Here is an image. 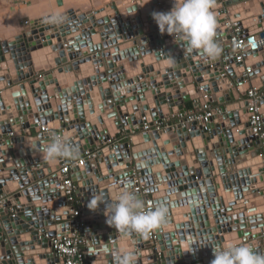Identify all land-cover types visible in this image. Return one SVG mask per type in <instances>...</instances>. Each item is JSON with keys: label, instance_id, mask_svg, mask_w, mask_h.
I'll use <instances>...</instances> for the list:
<instances>
[{"label": "water", "instance_id": "95a60500", "mask_svg": "<svg viewBox=\"0 0 264 264\" xmlns=\"http://www.w3.org/2000/svg\"><path fill=\"white\" fill-rule=\"evenodd\" d=\"M135 1L139 0L132 2ZM172 6L173 0H141V8L147 9L148 32L141 22L138 6H132L123 13L127 15L132 35L124 36V27L120 23L123 20L116 3H113L100 12L65 13L52 21L50 18H44L31 22L30 28L22 34L6 42L0 41V142L3 143L0 147L3 156L0 158V197L5 196L6 199L0 206V264H59L60 261L54 259L50 252V239L74 231L76 221L69 220L74 206L67 201L61 186L59 161L49 163L43 159L42 153L33 154V151L39 152L40 147L44 148L51 142L53 134L65 138L72 145L78 142V158H83L86 152L92 155L91 158L85 159V166L81 169L75 168L72 175L77 185L75 195L83 206L84 220L78 237L88 247L90 264H115L114 253L132 247L133 244L137 253V264H211L214 256L208 258L210 254L202 247L204 240L217 242L221 247L230 242L246 243L264 254V208L260 207L262 210L255 217L247 215L250 209L264 206V159L261 141L251 134L245 110L247 90L255 86L253 81H263L264 74L251 66L249 82L245 83L242 73L248 66L234 71L229 47L230 36L225 28L227 20L236 22L240 35L248 36L254 33L264 38V0L216 1L213 11H223L226 16L216 17L217 42L222 52L215 60H206L197 50L188 53L182 46L174 43L171 36L160 34L151 14L154 11L167 12ZM253 8L260 11L258 15L253 13ZM115 18L119 19V22L114 26L110 25V20ZM67 19L75 20L76 24L72 29L51 27L55 24L60 26V22ZM66 31H70L69 35L74 34V37L63 38L62 34ZM90 37L95 44L102 43L101 48L104 51L92 56L90 63L81 65L79 72H71L69 63L87 57V54H72V51L88 46V42L84 40ZM52 39H56L59 44L57 48L68 50V60L65 52L60 50L53 56H47V72L36 73L37 77L24 75L23 72L15 73V59H26L32 53L52 47ZM133 47L137 49L138 56L113 64L111 55ZM263 55L264 50L258 56ZM162 59H168L171 66L168 68ZM138 60L141 61L142 74L160 71L161 87L154 89V82L151 81L144 84V90L138 93L129 90L118 94L120 89L143 82L145 75L135 77L130 71L129 65ZM225 67H228L226 71ZM90 70H95V76L89 79L80 76L86 71L92 72ZM174 72L176 74H173ZM59 74H67L69 78L71 75L72 84L66 91L57 88L55 80L59 79ZM120 75H125L123 82L119 80ZM41 77L42 81L38 83L37 80ZM26 81H29L31 93L34 95L44 92L43 86L54 85L53 92L61 99V105L51 110L46 101H43L44 98L36 96V107L30 108L25 97ZM175 81L177 85L173 84ZM63 84H66V80H63L61 86ZM15 85L19 86L20 91L10 94L8 90ZM189 85L193 89L185 91ZM203 97L205 99L202 101ZM8 98H11V102ZM143 102L145 106L142 105ZM153 102L157 115L147 105ZM203 102L212 107L208 131L202 133L198 130V124L192 123L186 129L174 132L182 134V138L189 143L196 161L188 160L190 153L186 149L187 143L174 142L171 145L173 151L169 155L158 150L160 144L158 148L146 152L147 149L155 147V141H163V145H168L169 138L166 132L153 129L143 133L146 124L142 121L144 118H148L151 121L150 127H153V122L161 119L158 111L160 108L162 110L172 104V108H169L171 114L184 115V105L192 103L193 107L200 108ZM128 104L132 113L128 112ZM261 112L264 117V98ZM93 115L95 122L88 119ZM56 120L59 125L55 130L50 134L40 133L37 128L40 121L49 124ZM107 120L114 130V135L123 133L126 143H116L110 148L111 137L106 129ZM9 134L12 136L9 137ZM21 135L23 142L15 143L12 138ZM215 137L217 142L212 144L211 141ZM196 139L202 143L201 148L195 147ZM102 144L104 146L101 147ZM26 146L33 149L26 152ZM142 149V156H147L152 151L157 152V160L146 163L138 160L136 154ZM122 151L125 156L121 154ZM183 152L189 161L188 168L185 162L178 161L181 160L179 157L175 158ZM246 152L250 153L251 165L260 167L259 172H252V178L244 177L237 168L245 163ZM71 160L67 159L66 162L70 164ZM210 161L212 168L208 167ZM8 162L12 164L6 166ZM156 163L161 166L153 168ZM163 171L168 174L177 173L178 177L169 181ZM155 173L161 174L155 176ZM134 177L137 178V183L132 181L125 184ZM114 185L117 187H113ZM138 187L146 189L148 194H165L162 199H155L159 201H155L156 206L167 204L168 207L167 223L156 231V243L149 242L137 234L122 236L118 230L106 223L107 202H115L116 197L125 188L141 199L140 193L135 191ZM175 187H178L180 194L200 187L199 192L207 193L211 204L219 206V209L212 210L204 207V204H198L202 200L201 196L198 198L195 195L192 198L196 207L189 209L190 216L193 217L191 221L198 222L195 217L198 213L207 214L210 230H204L207 228L205 224L194 225L179 218L177 221L173 219L169 209L179 208L176 198H180L170 192ZM97 194L105 197L104 202L98 203L97 208H101V211L92 213L90 201ZM19 197L24 198V206L17 204L16 199ZM249 199L256 201L249 204ZM37 211H49V214L38 218ZM67 217L68 219H64ZM226 217H231L232 220L228 232L221 231L225 227L216 226L214 223V220ZM191 225H194L195 235L194 232L188 233ZM51 227H55L53 232H50ZM171 228L173 230L170 233L165 232ZM210 234L218 236L212 237ZM185 237L188 252L183 254L180 245L185 241ZM127 242H130L128 246ZM105 245L111 251H102ZM140 251L141 256L138 255Z\"/></svg>", "mask_w": 264, "mask_h": 264}, {"label": "crops", "instance_id": "0c3cea01", "mask_svg": "<svg viewBox=\"0 0 264 264\" xmlns=\"http://www.w3.org/2000/svg\"><path fill=\"white\" fill-rule=\"evenodd\" d=\"M132 1L133 0H127L126 2H122V0H0V41L6 42V41L12 40L16 36L22 34L24 31H26L30 28L31 22L41 20L44 18H50L49 20L52 21L56 17H59L65 13L85 14V13H89V12H93V13L94 12H100L102 10H106L113 3H116L118 11L122 15H123V13H125L127 8H130L132 6H138L139 13L141 15V17H140L141 22L144 24L145 31L148 32L147 21L149 19L146 18L147 9L141 8V0L135 1V2H132ZM214 13H215L217 18H224L226 16V15L224 16L223 11H218V12L215 11ZM255 14L258 15L259 11L255 12ZM125 17H126V20L124 21L122 19L124 22H122V21L120 22L123 25L122 27H124L122 33L124 34V36L132 35V28L130 26L129 20L127 19V15H125ZM70 18H72V16H70ZM74 22H75V20L67 19L64 22L63 21L60 22V26L55 24L54 26H51V27L57 28V29L62 28V30H66L68 28L72 29L76 24ZM117 22H118L117 19L115 20V22H113V19L110 20V24H112V25H114ZM262 25L264 26V23ZM69 32L70 31H66L64 34H62V37L63 38L66 37V39L68 38L67 36L74 37V34L69 35ZM51 42H54V45L52 47H48L42 51H37L35 53H32V54L28 55L26 57V59H25V57H22L20 59H15L14 60L15 73H18V72L22 73L23 72L24 75L29 74V75H34L35 77H37L36 73L47 72L48 66H49L48 61H47V56L48 55L53 56L54 54H57L60 50L65 52V57L68 60V56H69L68 50L66 48H63V47L57 48L59 44L56 43V39H52ZM84 42H88L87 43L88 46H86L85 48H80L79 50H77L75 52L73 50L72 54H77V53L87 54V57L85 56V58L75 59L73 62L69 63L71 68H72L71 72H75V71L79 72V68L81 65L90 63L92 56H97V55H99V53L101 51H104L103 48H101L102 43L95 44L92 40V37L87 38L86 40H84ZM138 55H139V53H138L137 49L133 47V48L125 49L123 51H119V52L114 53L113 55H111V61L113 62V64H116V63L124 62V61H126L132 57H136ZM263 58H264V56H262V57H259L258 55L254 56L252 58V60H250V62H251L250 66H255L258 70L259 69L263 70L264 69V63L262 60ZM163 61L167 64L168 68L171 66V63H169L168 59H166V60L162 59V62ZM129 66H130V71H132V74L135 77L145 75L143 82L135 83L132 86H129V87L124 88V89H120L118 91V94H122V93L124 94L125 92H127L129 90L134 92V93H138L140 90H144V88H145L144 84L151 83V81L154 82V85H153L154 89L158 90L161 87L162 81L159 78L160 77V71L159 70L154 71L152 73H148V74H142L141 73L142 70H141V61L140 60L132 62L131 65H129ZM236 69L237 68L235 67L234 70H236ZM56 71H58V70H56ZM90 71H92V72L86 71V72L82 73L80 76L82 78L85 77L86 79L91 78V76H95L94 75L95 70L94 71L90 70ZM5 74H7V72H5ZM173 74H176V72H174ZM64 77L66 79H64ZM58 78H59L58 80H55L58 84L57 88L59 90L62 89L63 91L68 90L70 85L72 84L70 82L71 81V75L69 78V76L67 74L66 75L59 74ZM183 78H185V77L183 76ZM63 80H66V84H63L61 86V83H63ZM119 80L121 82H123L125 80V75H120ZM37 81H39L38 83H40V81H42V77L39 78ZM253 82L257 86L261 85V84L264 85V78H263V81L257 79ZM94 84H95V82H94ZM173 84L177 85V81H175V83H173ZM24 87L26 90L25 97L30 104L29 107L32 109L36 107V105L34 103V101H35L34 98H37L36 96H40V97L44 98L43 101H46V105L49 106L51 108V110H54L57 106L61 105V99H59L56 96V94H54V92H53L54 88H55L54 85L53 86H46V87L43 86L44 92H39L38 94H35V95L31 93L29 81H26L24 83ZM165 88H167V87H165ZM192 89H193V87L189 85L185 89V91L192 90ZM8 91L10 94H14V93H18L20 91V89H19L18 85H15V86L11 87ZM121 96H123V95H121ZM167 97H168V95H167ZM7 100L9 102H11V98H8ZM142 105L145 106V102H143ZM147 105L151 110H153V112H156V115H157L155 103L154 102L152 104L147 103ZM172 106L173 105L170 104L166 108H163L162 110L160 108L158 110L160 112L159 116H161L160 120H162V123H164V126H165V132L167 133V134L166 133L165 134L168 135V138H169L168 140H170L169 144L163 145V143H164L163 141L162 142L155 141L156 142L154 145L155 147H151L150 149H147L146 152H150L152 149L158 148V145L160 144L161 147H159L158 150H162L163 153L167 155V154L171 153V151H173L171 145L174 142H177L179 144H186L187 143L186 149H188V151L190 153V157L188 158V160H190V162L196 161L194 155L192 154L193 151H192L189 143L184 138H182V134H180L178 132L174 133L175 131L172 127H174V125L177 124L178 121L182 117L178 113L171 114L169 112V108H172ZM231 106H233V105H231ZM183 107H184V109H186L185 114L194 111V107H193L192 103H188V104L184 105ZM127 109H128L129 113H132L130 104L127 105ZM88 119H90V121H92V122L96 121L95 115L88 117ZM39 124H44L45 126L50 127L52 130H55V128H57L59 125L57 120L52 122V123H49V124L44 123V121H42V122L40 121ZM243 128H244V126L241 127V129H243ZM106 129L108 130V135L111 137L112 141H114V140L118 141V143H117L118 145H122L123 143L127 142L126 139H123V136H124L123 133L120 132V133L114 135V130H112V128L110 126V122L108 120L106 121ZM12 139H13V141H15V143H22L24 140L23 135H21L19 137H13ZM211 142H212V144L216 143L217 137H215ZM2 144L3 143L0 142V147ZM78 144H79L78 142L74 144V146L77 149H79ZM102 146H103V144L101 145V147ZM195 147L200 148L201 144L200 145L195 144ZM32 149L33 148L31 146H26V148H25L26 152L30 151ZM41 149H42V147H40L39 152L33 151L34 152L33 154L37 155V154L42 153ZM121 149H122V147H121ZM143 152L144 151L142 149L140 152H138L136 154L137 159L140 161H143V163H146L147 161L150 162L152 160L153 161L157 160V156H158L157 152L152 151V153H150L149 155L142 156ZM31 153H32V151H31ZM121 154L123 156H125L124 151H122ZM2 157L3 156L1 155V152H0V158H2ZM244 158H245V163H243L242 165H238L237 168H238V170H240L244 174L243 175L244 177L252 178V176H253L252 172H256V171H252L253 167L250 164L252 162V159L250 158V153L246 152V155H244ZM64 159L67 160V158H64ZM76 159H78V158H76ZM76 159H74V160H76ZM179 161H181V160H179ZM182 161H185V160H182ZM11 164H12L11 162H8V163H6V166H10ZM208 164H209L208 167H210V168L213 167L212 161H210ZM160 166L161 165H159V163H156V165L153 168H157V167L159 168ZM259 168L260 167H257V169H258L257 172L260 171ZM160 174L161 173H155V176H159ZM163 174L165 176H168L169 181H172L178 177L177 173L168 174L167 171H163ZM133 180L134 179H131V180L127 181L125 184H129ZM199 191H200V187H196L192 190L185 191L181 194L178 192V187H175V188L170 190L171 194H175V196H177V195L180 196V199L178 200L179 204L185 205V208L182 209L183 211H182L181 215H179V217L184 216V218L182 220L185 223L186 222L188 224L193 223L191 221L193 217L190 216V213H189L190 210L189 209L192 207H196L195 204L192 203V197L195 195L201 196L203 198V200H200L198 204H204V207H206V208L209 207V209H212V210L219 209L218 205L214 206L213 204H211V201L209 199L210 197L208 196L207 193L203 194V193H200ZM222 192L224 193V191H222ZM164 195L165 194L163 192H160V193H157L155 195L150 194L149 196L155 200V199H159V198L162 199V197ZM231 197H232V195H231ZM223 200H224V203L226 204L224 194H223ZM16 201H17V204H19L20 206H24V204H25L24 198L19 197L18 199H16ZM255 201H256V199H249L247 202L249 204H253ZM156 202L159 203L158 200ZM260 207L264 208V206H257L256 208H254L255 212H249V213H247V215L249 217L257 216L259 214V212H261V210H262ZM99 211H101V208H97L94 211L91 210L92 213L99 212ZM169 211H170V213H172L173 219L175 221H177L178 215H176L174 213V210L169 209ZM177 211H179V210H177ZM2 213H4V211ZM48 214H49V211H37L36 212V216L38 218L48 216ZM195 217H196L198 222L193 223L194 225L205 224L207 228H205L204 230L205 231L210 230L209 220H208L207 214L201 215L200 213H198ZM205 217L207 219H205ZM64 219H68V217L64 218ZM214 223L216 226L225 227L224 229H221V231L225 230L226 232H228L230 229V225L232 223V220H231V217H226V218H222V219H216V220H214ZM194 225H191L188 228V233L194 232L193 235L196 234V230L194 229ZM69 226L70 225L67 226V229L69 228ZM50 230H51L50 232H53L55 230V227H51ZM171 230H173V229L171 228V229L165 230V232L170 233ZM190 236H192V235H190ZM211 236L216 237V236H218V234L217 235L216 234L211 235ZM118 240H120V239H118ZM204 241H205L204 244H218L217 242L210 243V242H208V240H204ZM186 243H187V238L185 237V241L182 242L180 245V249L182 250L183 254L188 252V248L186 246ZM126 244L128 246L130 244V242H127ZM227 244H229V243H227ZM81 248L83 250H85L87 255L89 254L87 252L88 247L85 244L82 243ZM203 248H204L205 252L210 254L208 258H212L213 254H212L211 246L210 245L209 246H203ZM198 250H199V248H198ZM198 253H200V252H198ZM141 254H142V251H140L138 253L139 256H141ZM194 254H196V253H194ZM98 258H99V256H98ZM98 258H96V259H98ZM54 259H56V258H54Z\"/></svg>", "mask_w": 264, "mask_h": 264}, {"label": "clouds", "instance_id": "9594fccd", "mask_svg": "<svg viewBox=\"0 0 264 264\" xmlns=\"http://www.w3.org/2000/svg\"><path fill=\"white\" fill-rule=\"evenodd\" d=\"M216 0H173V6L167 12L154 11L152 19L160 34H167L173 42L182 46L188 53L194 50L206 60H215L222 52L217 42V19L213 11ZM43 159L56 163L60 158L76 159L78 149L65 138L57 135L41 149ZM117 187V186H113ZM104 196L97 194L90 201V210H95L98 203L104 202ZM255 212V209H250ZM106 223L122 236L137 234L143 239L162 229L167 223L168 207L160 204L154 208L145 209L144 202L127 188L116 197L115 202L106 204ZM211 246L214 259L211 264H264V254L256 251L246 243H229L224 247L218 244H203ZM202 246V247H203ZM191 249V245L189 246ZM193 250V249H192ZM111 251L107 245L102 249ZM115 264H137V253L128 247L114 253Z\"/></svg>", "mask_w": 264, "mask_h": 264}, {"label": "built area", "instance_id": "2783aa9c", "mask_svg": "<svg viewBox=\"0 0 264 264\" xmlns=\"http://www.w3.org/2000/svg\"><path fill=\"white\" fill-rule=\"evenodd\" d=\"M225 28L227 29L230 36L229 47L232 52L231 59L233 60V69L236 67V70H239L244 66H248V68L242 73V77L245 80L244 82L247 83L249 82L248 75L251 72L250 60H252L254 56L259 55V53L264 50V38H260L258 34L254 33L248 36L240 35V31L236 22L227 20ZM262 60L264 63V58ZM237 65L240 66L237 67ZM227 68L228 67H225L224 70L226 71ZM260 72H263L264 74V69ZM263 98V84H261L260 86L255 85L253 87H250L245 94V110L248 115L247 121L249 124V130L255 138L261 141V148L263 152L262 157L264 159V117L261 112V103L263 101ZM204 99L205 97L202 98V101ZM211 110V105L207 102H203L200 108L194 107V111L187 114H185V112V115H180L182 118L172 128L174 129V131H181L182 129H186L189 124L197 123L198 130L204 133L208 131L207 126L210 124V119L212 117ZM142 121L146 122L142 130L143 133H148L151 129H153L154 131L165 132V126L164 123H162V120L153 122V127H150L149 122L151 121H149L148 118H144ZM37 128L39 129L40 133L44 134H50L52 131L50 127L41 124H38ZM10 136H12V134H9V137ZM54 137L55 135L53 134L52 139ZM116 143H118V141H112L111 139L110 148H112L113 144ZM91 156V153L86 152L83 158H78L76 160L72 159L70 164H68L64 158H60L58 160L60 163V169L58 173L62 179L61 186L64 188V193L67 201L74 206V208L72 209L70 220L73 219L76 221V225L73 227V233L69 234L68 232H66L61 235H56L55 237L50 239V252L54 258L60 261L59 264H90L88 255L86 254L85 250L81 248V244L85 243L78 237L79 228L82 227L84 220L82 218L83 206L78 202V199L75 195L77 185L73 181L72 175L74 174L73 170L75 168H83L86 163L85 159H89L91 158ZM133 179V182L137 183V178L134 177ZM135 191L140 193V197L144 202L146 210L156 207L155 200L149 196L150 194L147 193L146 189H141V187H138L135 188ZM5 201V196L0 197V206L3 205ZM11 212L12 214H14V209H12ZM147 240L149 242L156 243V231L153 232Z\"/></svg>", "mask_w": 264, "mask_h": 264}, {"label": "bare ground", "instance_id": "6f19581e", "mask_svg": "<svg viewBox=\"0 0 264 264\" xmlns=\"http://www.w3.org/2000/svg\"><path fill=\"white\" fill-rule=\"evenodd\" d=\"M254 9V8H253ZM255 12H258V10H256V9H254V11H253V13H255ZM260 12V11H259ZM120 16H121V18L125 21L126 20V17H125V15L123 14H120ZM117 18H115V19H113V22H115V20H116ZM117 21L119 22V19H117ZM123 21V22H124ZM110 25H112V24H110ZM114 25H116V23L114 24ZM114 25H112V26H114ZM118 25V24H117ZM120 25V24H119ZM117 40V39H116ZM120 39H118L117 41H119ZM170 141V140H169ZM196 144H198V145H200L201 144V146H202V143L198 140V139H196ZM201 148V147H200ZM169 154H171V153H169ZM169 154H167V155H169ZM177 157H179L178 159H181V161L182 160H185V161H183V162H185V164H186V167L188 168V166H187V163L189 162V161H187L186 160V154L183 152V153H181V154H179L178 156H176L175 158H177ZM168 159V158H167ZM176 160V159H175ZM179 161V160H178ZM121 163V162H120ZM251 164V163H250ZM251 166V165H250ZM253 168V170H255L256 172L258 171V169H257V167H258V165H253L252 166ZM180 169H181V171H182V168L180 167ZM183 172V171H182ZM174 196H175V194H173ZM198 196V195H197ZM193 198V197H192ZM198 198H200V196H198ZM176 199H180V198H176ZM201 199L203 200V198L201 197ZM184 204V203H183ZM185 208V205H180L179 204V208H177V209H174V213L176 214V215H178V218L179 219H183L184 218V216H181V217H179V215H181V213H182V209H184ZM177 210H179V211H177ZM177 218V219H178Z\"/></svg>", "mask_w": 264, "mask_h": 264}]
</instances>
